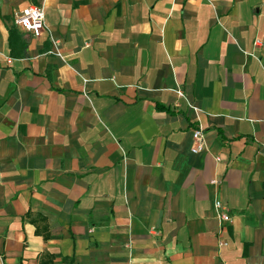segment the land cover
<instances>
[{
    "label": "crops",
    "instance_id": "obj_1",
    "mask_svg": "<svg viewBox=\"0 0 264 264\" xmlns=\"http://www.w3.org/2000/svg\"><path fill=\"white\" fill-rule=\"evenodd\" d=\"M0 264H264V0H0Z\"/></svg>",
    "mask_w": 264,
    "mask_h": 264
},
{
    "label": "built area",
    "instance_id": "obj_2",
    "mask_svg": "<svg viewBox=\"0 0 264 264\" xmlns=\"http://www.w3.org/2000/svg\"><path fill=\"white\" fill-rule=\"evenodd\" d=\"M15 23L24 31L32 33L35 37H41L46 31L45 13L42 6L29 4L16 12ZM258 41H256V44ZM180 96H183L181 90L178 91ZM192 109L198 111V107L193 105ZM195 148L194 151L199 152L206 148L205 133L201 127L194 131ZM215 208L218 211L219 222L225 223L230 221V216L227 207L219 200L215 202ZM226 244V243H224Z\"/></svg>",
    "mask_w": 264,
    "mask_h": 264
}]
</instances>
